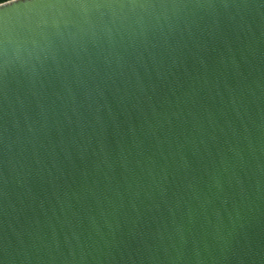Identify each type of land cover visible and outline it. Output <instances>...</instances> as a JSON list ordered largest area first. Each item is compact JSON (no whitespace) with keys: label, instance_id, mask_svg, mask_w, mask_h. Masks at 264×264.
<instances>
[{"label":"water","instance_id":"95a60500","mask_svg":"<svg viewBox=\"0 0 264 264\" xmlns=\"http://www.w3.org/2000/svg\"><path fill=\"white\" fill-rule=\"evenodd\" d=\"M210 2L119 61L0 78V264H264V0Z\"/></svg>","mask_w":264,"mask_h":264},{"label":"clouds","instance_id":"9594fccd","mask_svg":"<svg viewBox=\"0 0 264 264\" xmlns=\"http://www.w3.org/2000/svg\"><path fill=\"white\" fill-rule=\"evenodd\" d=\"M16 3L0 0V8ZM215 8L210 0H24L23 14L0 27V78L23 74L35 84L49 62L79 69L101 53L119 61L129 48L191 29ZM42 42L48 51L34 55Z\"/></svg>","mask_w":264,"mask_h":264},{"label":"trees","instance_id":"16d2710c","mask_svg":"<svg viewBox=\"0 0 264 264\" xmlns=\"http://www.w3.org/2000/svg\"><path fill=\"white\" fill-rule=\"evenodd\" d=\"M7 1H9V0H4V2H7Z\"/></svg>","mask_w":264,"mask_h":264}]
</instances>
